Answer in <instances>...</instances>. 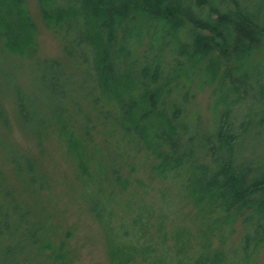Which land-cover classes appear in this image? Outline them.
I'll use <instances>...</instances> for the list:
<instances>
[{
	"label": "trees",
	"instance_id": "1",
	"mask_svg": "<svg viewBox=\"0 0 264 264\" xmlns=\"http://www.w3.org/2000/svg\"><path fill=\"white\" fill-rule=\"evenodd\" d=\"M34 1L60 56L40 53L27 0H0V264H73L65 193L107 264H264L251 0ZM50 146L71 175L58 184Z\"/></svg>",
	"mask_w": 264,
	"mask_h": 264
},
{
	"label": "rangeland",
	"instance_id": "2",
	"mask_svg": "<svg viewBox=\"0 0 264 264\" xmlns=\"http://www.w3.org/2000/svg\"><path fill=\"white\" fill-rule=\"evenodd\" d=\"M27 1L31 14L38 26L37 38L40 53L47 56H60L59 42L42 25L35 1ZM250 6L253 12L264 17V0H251ZM209 89V87H206L196 95V101L203 114L207 113ZM22 143L25 145L26 142L22 139ZM45 163L46 168L51 172L57 184L71 176L67 163L54 146L49 147V155L46 157ZM54 190H58V187L54 188ZM58 207L60 209L59 219L61 222L66 227L74 226L75 229L71 238V245L75 251L73 264H107L103 240L96 223L90 220L88 214L78 209V205L72 201L69 193L59 197Z\"/></svg>",
	"mask_w": 264,
	"mask_h": 264
}]
</instances>
